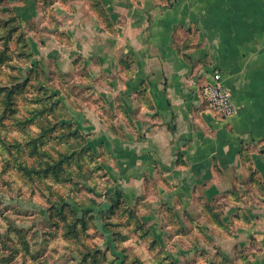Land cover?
<instances>
[{
  "label": "crops",
  "instance_id": "0c3cea01",
  "mask_svg": "<svg viewBox=\"0 0 264 264\" xmlns=\"http://www.w3.org/2000/svg\"><path fill=\"white\" fill-rule=\"evenodd\" d=\"M8 1L52 88L80 91L66 120L166 222L175 257L264 264V0ZM214 71L230 117L201 94Z\"/></svg>",
  "mask_w": 264,
  "mask_h": 264
},
{
  "label": "rangeland",
  "instance_id": "374dc122",
  "mask_svg": "<svg viewBox=\"0 0 264 264\" xmlns=\"http://www.w3.org/2000/svg\"><path fill=\"white\" fill-rule=\"evenodd\" d=\"M23 27L0 0V264H182L166 222L126 201L112 156L66 120Z\"/></svg>",
  "mask_w": 264,
  "mask_h": 264
},
{
  "label": "built area",
  "instance_id": "2783aa9c",
  "mask_svg": "<svg viewBox=\"0 0 264 264\" xmlns=\"http://www.w3.org/2000/svg\"><path fill=\"white\" fill-rule=\"evenodd\" d=\"M201 94L206 105L223 117H230L235 113V106L230 91L222 83V75L214 71L211 81L201 88Z\"/></svg>",
  "mask_w": 264,
  "mask_h": 264
},
{
  "label": "trees",
  "instance_id": "16d2710c",
  "mask_svg": "<svg viewBox=\"0 0 264 264\" xmlns=\"http://www.w3.org/2000/svg\"><path fill=\"white\" fill-rule=\"evenodd\" d=\"M59 85H60L61 88H64L62 90H63V92L65 93V95L67 97H75V98H77V94L80 93V91L76 90V88H66L65 85H64V82L61 81V80L59 82ZM80 96H81V94H80ZM65 124H67V123L65 122ZM114 195H115V199L119 200V196H121L120 190L116 188L115 192H114Z\"/></svg>",
  "mask_w": 264,
  "mask_h": 264
}]
</instances>
